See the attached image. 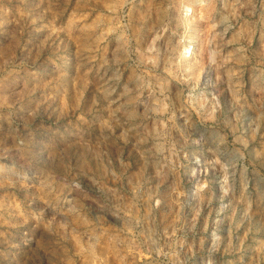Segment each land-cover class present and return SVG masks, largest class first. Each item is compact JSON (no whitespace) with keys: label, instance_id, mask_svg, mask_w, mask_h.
<instances>
[{"label":"rangeland","instance_id":"1","mask_svg":"<svg viewBox=\"0 0 264 264\" xmlns=\"http://www.w3.org/2000/svg\"><path fill=\"white\" fill-rule=\"evenodd\" d=\"M0 264H264V0H0Z\"/></svg>","mask_w":264,"mask_h":264}]
</instances>
